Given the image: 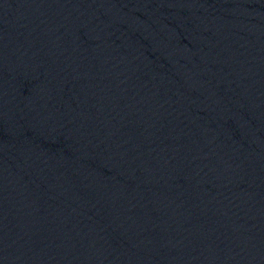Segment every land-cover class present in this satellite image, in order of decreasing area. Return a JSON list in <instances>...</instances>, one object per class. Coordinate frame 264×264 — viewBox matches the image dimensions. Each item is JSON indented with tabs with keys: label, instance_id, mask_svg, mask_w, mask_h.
<instances>
[{
	"label": "water",
	"instance_id": "1",
	"mask_svg": "<svg viewBox=\"0 0 264 264\" xmlns=\"http://www.w3.org/2000/svg\"><path fill=\"white\" fill-rule=\"evenodd\" d=\"M0 264H264V0H0Z\"/></svg>",
	"mask_w": 264,
	"mask_h": 264
}]
</instances>
